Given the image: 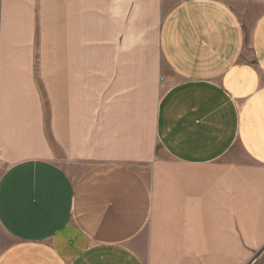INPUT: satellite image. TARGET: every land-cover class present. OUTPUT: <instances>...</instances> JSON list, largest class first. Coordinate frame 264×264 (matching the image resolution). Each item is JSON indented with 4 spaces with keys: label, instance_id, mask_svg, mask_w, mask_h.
Here are the masks:
<instances>
[{
    "label": "crops",
    "instance_id": "obj_1",
    "mask_svg": "<svg viewBox=\"0 0 264 264\" xmlns=\"http://www.w3.org/2000/svg\"><path fill=\"white\" fill-rule=\"evenodd\" d=\"M255 1L0 0V264H264Z\"/></svg>",
    "mask_w": 264,
    "mask_h": 264
},
{
    "label": "rangeland",
    "instance_id": "obj_2",
    "mask_svg": "<svg viewBox=\"0 0 264 264\" xmlns=\"http://www.w3.org/2000/svg\"><path fill=\"white\" fill-rule=\"evenodd\" d=\"M244 6L242 9L246 10V20L250 22H254L257 17L264 11V0H256L254 3L249 4L247 8ZM164 87H162L159 91V96L161 97L162 93L164 92ZM159 145L156 146V153H159Z\"/></svg>",
    "mask_w": 264,
    "mask_h": 264
}]
</instances>
